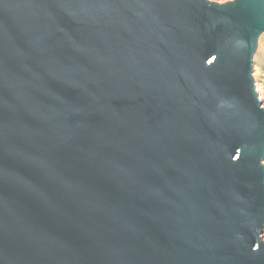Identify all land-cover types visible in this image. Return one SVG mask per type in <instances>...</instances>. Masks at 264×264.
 I'll return each instance as SVG.
<instances>
[{
	"label": "water",
	"instance_id": "water-1",
	"mask_svg": "<svg viewBox=\"0 0 264 264\" xmlns=\"http://www.w3.org/2000/svg\"><path fill=\"white\" fill-rule=\"evenodd\" d=\"M264 0H0V264H264Z\"/></svg>",
	"mask_w": 264,
	"mask_h": 264
},
{
	"label": "rangeland",
	"instance_id": "rangeland-1",
	"mask_svg": "<svg viewBox=\"0 0 264 264\" xmlns=\"http://www.w3.org/2000/svg\"><path fill=\"white\" fill-rule=\"evenodd\" d=\"M218 3H224L230 0H210ZM252 74L255 81V87L259 99L264 107V33L258 38L257 48L252 57ZM264 163V161H263ZM261 239L264 240V227L261 233Z\"/></svg>",
	"mask_w": 264,
	"mask_h": 264
}]
</instances>
